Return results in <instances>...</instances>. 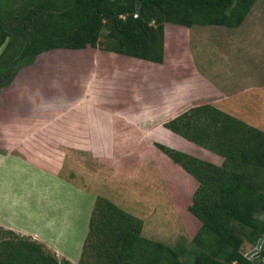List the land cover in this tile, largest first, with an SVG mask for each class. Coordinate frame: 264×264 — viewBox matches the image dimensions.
Here are the masks:
<instances>
[{"label":"rangeland","instance_id":"374dc122","mask_svg":"<svg viewBox=\"0 0 264 264\" xmlns=\"http://www.w3.org/2000/svg\"><path fill=\"white\" fill-rule=\"evenodd\" d=\"M25 2L16 0L15 5ZM253 15L264 16V10ZM216 28L166 23L163 63L100 47L55 49L44 53L35 66L19 70L11 81L14 85L1 84L0 129L10 128L14 136H0V142L8 140L12 151L25 159L0 160V216L38 226L39 220L25 215L44 210L47 217V231L40 235L0 225L2 230L43 243L60 261L98 264L102 231H91L90 222L101 195L139 215L145 237L178 246L183 263H191L197 253L191 239L201 222L188 207L198 181L156 143L191 146L192 141L165 126L171 120L165 117L202 103L199 38L206 41V31L231 32ZM107 33L106 27L102 41ZM218 39L211 41L229 49L230 43ZM209 56L214 65L223 64L221 58L215 60L213 50ZM23 126L30 135L19 134ZM191 147L200 158L223 162L204 147ZM7 196L20 202L7 201ZM3 232L0 242L9 237ZM53 236L59 237L56 242L50 241ZM242 250L253 258L260 247L246 241Z\"/></svg>","mask_w":264,"mask_h":264},{"label":"trees","instance_id":"16d2710c","mask_svg":"<svg viewBox=\"0 0 264 264\" xmlns=\"http://www.w3.org/2000/svg\"><path fill=\"white\" fill-rule=\"evenodd\" d=\"M257 0H28L0 15V50L19 41L0 85L55 49L100 47L154 63L165 59V25L239 27ZM264 1V0H263ZM16 2V0H15ZM108 33L102 41V32ZM16 49V50H17ZM173 132L223 157L219 165L162 143L157 147L198 181L189 211L201 222L189 264H263L264 130L213 104L189 108L165 122ZM100 236L98 264H184L183 250L143 235L144 220L106 196L97 197L90 222ZM0 242V264H73L13 230ZM256 257L242 250L258 245ZM81 264H86L82 262Z\"/></svg>","mask_w":264,"mask_h":264},{"label":"crops","instance_id":"0c3cea01","mask_svg":"<svg viewBox=\"0 0 264 264\" xmlns=\"http://www.w3.org/2000/svg\"><path fill=\"white\" fill-rule=\"evenodd\" d=\"M13 3H15V0H0V15L3 16V18L6 17L9 7H15ZM257 10H264V1L263 4L258 1L255 2L254 6L239 27L229 28L226 26L206 25L210 28L214 27V29L215 27H217L216 29H228V31L231 29V32L226 34L221 33L220 35L217 33L210 35L211 31H206V41H202L204 39H202V36L199 38L201 41V47L199 49L201 59L199 64V73L203 83L202 85L205 88L202 96H200L204 102L201 100L200 103L213 104L231 115L264 130V16H254L253 13ZM251 13L252 16L250 17ZM218 36L221 38L223 43L231 44L229 45V49L226 50L220 43L218 45V43L211 41L213 39L218 41ZM11 40L9 39V41H7L0 50V75L9 67L19 51V49H17L20 44L19 41L14 42L13 40L12 42ZM212 50L216 55L215 60L217 59V61H219L221 58L223 63L222 65L219 66V64L214 65L213 62L211 63L209 54H211ZM218 53H221V57L217 56ZM43 54L44 53L39 55L33 64L26 67L38 64L39 59ZM26 67L21 68L20 72ZM14 84L15 80L11 82L10 85L8 84L9 86H4L10 87ZM236 98L238 99L235 100ZM239 98H242L244 101L239 100ZM244 108L246 110H244ZM161 115L164 117L167 114L161 112ZM176 116H178V114L168 115L165 119H173ZM22 128L23 129H20L22 131L19 134H23L24 136L30 135L27 128H24V126ZM166 130L172 132L168 129ZM12 135L13 133L10 128L0 129L1 137L9 138V136ZM189 143H191V146L195 145L197 147H201L193 142ZM191 146L186 149L177 146V149L200 157L199 154L196 153L197 150H194ZM202 149L209 152L212 156L214 155L219 158H223L222 156L208 151L205 148ZM1 152L6 154H1ZM0 154V160L6 156H14L21 160L25 159L21 154H17L15 151H12L8 140L0 142ZM46 196L43 195L41 200L45 201V198L43 197ZM7 199V201L12 200L14 203L20 202L19 200H16L14 196H7ZM2 200L3 199H0V203L3 202ZM11 202L10 205H13ZM126 211L130 212V210L127 209ZM43 212L44 210H38L25 215L33 220H39V224H41L39 226L34 223L31 225L27 224L24 220L18 221L11 219V217L6 219L4 218L5 216H0V225L14 229L18 231V233H38V235H40L39 231L40 233L44 230L47 231V217L44 216ZM130 213L140 217L134 212ZM21 217L24 219L23 214H21ZM56 233H60L59 237L62 235V232ZM59 237L53 236V240L50 241L56 242ZM46 242L49 246V242ZM51 246L55 247L54 245Z\"/></svg>","mask_w":264,"mask_h":264},{"label":"water","instance_id":"95a60500","mask_svg":"<svg viewBox=\"0 0 264 264\" xmlns=\"http://www.w3.org/2000/svg\"><path fill=\"white\" fill-rule=\"evenodd\" d=\"M262 242H263V239H261V240L259 241V243H258V248L261 247Z\"/></svg>","mask_w":264,"mask_h":264}]
</instances>
